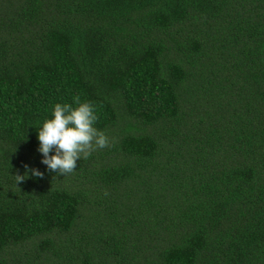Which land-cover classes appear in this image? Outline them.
Wrapping results in <instances>:
<instances>
[{"label":"trees","instance_id":"trees-1","mask_svg":"<svg viewBox=\"0 0 264 264\" xmlns=\"http://www.w3.org/2000/svg\"><path fill=\"white\" fill-rule=\"evenodd\" d=\"M76 95L109 143L63 176ZM0 264H264V0H0Z\"/></svg>","mask_w":264,"mask_h":264},{"label":"clouds","instance_id":"clouds-1","mask_svg":"<svg viewBox=\"0 0 264 264\" xmlns=\"http://www.w3.org/2000/svg\"><path fill=\"white\" fill-rule=\"evenodd\" d=\"M98 120L96 106L78 95L72 102H56L51 109V117L37 127L38 151L42 153L41 162L57 174L74 172L77 161L87 158L98 148H104L109 138L95 124ZM25 169L29 166L25 165ZM31 174L40 177L43 173L30 169ZM28 171L17 174L15 182L23 181Z\"/></svg>","mask_w":264,"mask_h":264}]
</instances>
